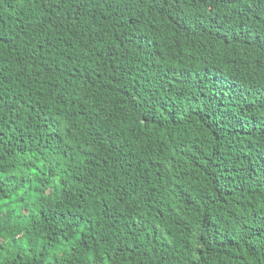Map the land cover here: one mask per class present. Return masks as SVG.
I'll list each match as a JSON object with an SVG mask.
<instances>
[{"label":"trees","instance_id":"obj_1","mask_svg":"<svg viewBox=\"0 0 264 264\" xmlns=\"http://www.w3.org/2000/svg\"><path fill=\"white\" fill-rule=\"evenodd\" d=\"M0 264H264V0H0Z\"/></svg>","mask_w":264,"mask_h":264}]
</instances>
